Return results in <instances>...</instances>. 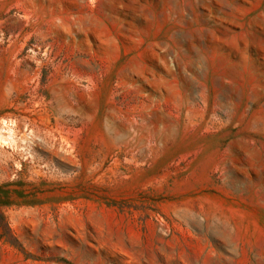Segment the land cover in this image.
Returning <instances> with one entry per match:
<instances>
[{
  "label": "rangeland",
  "instance_id": "374dc122",
  "mask_svg": "<svg viewBox=\"0 0 264 264\" xmlns=\"http://www.w3.org/2000/svg\"><path fill=\"white\" fill-rule=\"evenodd\" d=\"M0 264H264V0H0Z\"/></svg>",
  "mask_w": 264,
  "mask_h": 264
}]
</instances>
